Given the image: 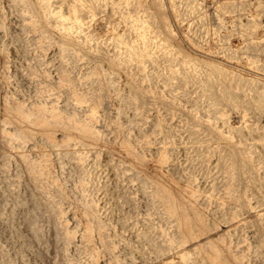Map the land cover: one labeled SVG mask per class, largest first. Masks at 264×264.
<instances>
[{
    "label": "rangeland",
    "instance_id": "374dc122",
    "mask_svg": "<svg viewBox=\"0 0 264 264\" xmlns=\"http://www.w3.org/2000/svg\"><path fill=\"white\" fill-rule=\"evenodd\" d=\"M0 264H264V0H0Z\"/></svg>",
    "mask_w": 264,
    "mask_h": 264
},
{
    "label": "bare ground",
    "instance_id": "6f19581e",
    "mask_svg": "<svg viewBox=\"0 0 264 264\" xmlns=\"http://www.w3.org/2000/svg\"><path fill=\"white\" fill-rule=\"evenodd\" d=\"M76 18V17H75Z\"/></svg>",
    "mask_w": 264,
    "mask_h": 264
}]
</instances>
